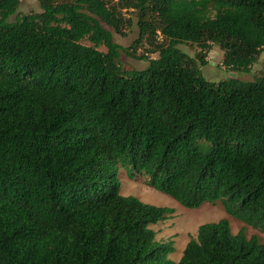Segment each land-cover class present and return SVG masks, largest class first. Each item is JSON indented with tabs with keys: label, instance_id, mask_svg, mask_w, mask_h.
<instances>
[{
	"label": "trees",
	"instance_id": "16d2710c",
	"mask_svg": "<svg viewBox=\"0 0 264 264\" xmlns=\"http://www.w3.org/2000/svg\"><path fill=\"white\" fill-rule=\"evenodd\" d=\"M20 3L0 0V264H264V243L227 219L171 262L150 226L174 210L120 195L117 175L185 208L220 200L264 232V64L218 83L199 67L215 44L230 73L249 71L264 0H37L18 15ZM126 12L133 50L157 54L143 69H122L107 29L121 34Z\"/></svg>",
	"mask_w": 264,
	"mask_h": 264
},
{
	"label": "rangeland",
	"instance_id": "374dc122",
	"mask_svg": "<svg viewBox=\"0 0 264 264\" xmlns=\"http://www.w3.org/2000/svg\"><path fill=\"white\" fill-rule=\"evenodd\" d=\"M40 8L37 0H21L17 10L18 15L39 12ZM123 17L127 26L122 29V33L118 34L113 29L107 27L113 33V40L122 48L127 50L121 52L119 62L124 70L143 69L147 66L146 59L156 58L157 54L150 53V49L146 44L138 46L133 50L131 46L137 38V19L133 13L126 12ZM178 48L190 57H195L200 51L198 46L190 44H181ZM105 51V48L100 47ZM206 63L199 65L201 76L212 83L227 80L230 77L238 78L242 81H253L263 71L264 51L260 53L256 63H254L249 71L240 72L232 75L229 69L223 65V52L215 44H211L210 48L204 53ZM144 57L145 59H140ZM117 175L120 181V195L133 196L142 202L168 207L174 210L173 214L162 222L150 227L156 233V240L159 242L171 241L174 251L168 255L171 262H179L184 248L190 237H194L198 227L205 223L217 222L221 219H227L233 234H237L243 230L247 238L255 237L259 243H264V232L259 228L249 225L241 220L230 216L224 209L220 200L214 203H203L197 208H185L171 197L154 190L149 184L148 179L144 175H129L121 167H117Z\"/></svg>",
	"mask_w": 264,
	"mask_h": 264
},
{
	"label": "water",
	"instance_id": "95a60500",
	"mask_svg": "<svg viewBox=\"0 0 264 264\" xmlns=\"http://www.w3.org/2000/svg\"><path fill=\"white\" fill-rule=\"evenodd\" d=\"M232 75H234V74H232Z\"/></svg>",
	"mask_w": 264,
	"mask_h": 264
}]
</instances>
